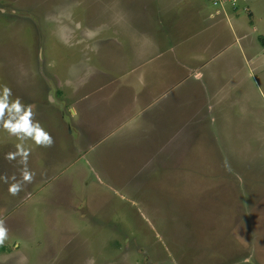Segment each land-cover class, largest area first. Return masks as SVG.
<instances>
[{"label": "rangeland", "instance_id": "obj_1", "mask_svg": "<svg viewBox=\"0 0 264 264\" xmlns=\"http://www.w3.org/2000/svg\"><path fill=\"white\" fill-rule=\"evenodd\" d=\"M188 7L0 0V87L54 139L25 142L17 196L0 181V264H264V0L209 59ZM17 143L0 128V175L19 179Z\"/></svg>", "mask_w": 264, "mask_h": 264}, {"label": "clouds", "instance_id": "obj_2", "mask_svg": "<svg viewBox=\"0 0 264 264\" xmlns=\"http://www.w3.org/2000/svg\"><path fill=\"white\" fill-rule=\"evenodd\" d=\"M12 89L7 85L0 87V128L10 136L17 138L19 143L15 145V151L5 153V160L16 161L19 165L20 177L15 174L9 177L0 175V181L7 184V192L11 196H17L23 188L33 182L35 172L28 167L31 155V147H26L25 142L31 141L39 147H51L54 139L39 121L35 119L34 105H25L20 97L12 98ZM11 180V182H9ZM8 239V228L3 218H0V245ZM251 257L245 259V264H250Z\"/></svg>", "mask_w": 264, "mask_h": 264}, {"label": "crops", "instance_id": "obj_3", "mask_svg": "<svg viewBox=\"0 0 264 264\" xmlns=\"http://www.w3.org/2000/svg\"><path fill=\"white\" fill-rule=\"evenodd\" d=\"M213 1L214 0H212V4L214 6H216V8L214 10L210 11L206 15V17H204V15L201 14L200 10H197L199 8L198 7V4L200 3L199 0H188L190 7H188L187 9H185L181 12L184 14V13H187L188 9L195 8L196 9L195 14L190 15V16L193 18V20H197L199 18H202V21L205 23L203 30L201 29L200 32L198 31L193 38V39H195V41L200 42V46H196V47H198V49H196L194 51V57H196V52H197L199 57L203 56L205 58L208 55V59L213 58L214 56H217V54L220 50V46L218 47V45L216 44L218 42L216 39V36H215V34L217 32L216 26L221 25L223 23V21L229 22V23L231 22L232 23V28H231L232 33L233 32L238 33V30L241 27H244V22L242 20H240L236 14L237 8H238V3L240 2V3L245 4V6H249V5H251L252 0H233V1L231 0V1H227V2H222L220 4H214ZM172 5H173V3H172ZM171 6L164 8V9H169ZM164 9L162 10V13H163ZM249 13H251V12H249ZM183 24H185V23H183ZM236 38L239 39L240 37L236 36ZM263 49H264V47H263ZM208 59H206L204 62H207ZM258 60L259 59H256V58H253V56H250L249 58H247L246 63L249 62L251 64L252 68L255 70L256 64L258 63ZM215 68L216 67H214L213 69H215ZM200 69H201V67H200Z\"/></svg>", "mask_w": 264, "mask_h": 264}, {"label": "built area", "instance_id": "obj_4", "mask_svg": "<svg viewBox=\"0 0 264 264\" xmlns=\"http://www.w3.org/2000/svg\"><path fill=\"white\" fill-rule=\"evenodd\" d=\"M227 1H231V0H214L213 3L214 4H220L222 2H227ZM233 1V0H232Z\"/></svg>", "mask_w": 264, "mask_h": 264}, {"label": "trees", "instance_id": "obj_5", "mask_svg": "<svg viewBox=\"0 0 264 264\" xmlns=\"http://www.w3.org/2000/svg\"><path fill=\"white\" fill-rule=\"evenodd\" d=\"M260 42L264 46V37H260Z\"/></svg>", "mask_w": 264, "mask_h": 264}]
</instances>
